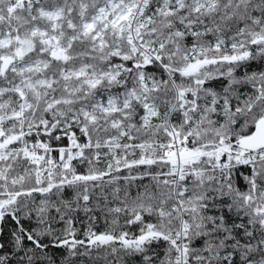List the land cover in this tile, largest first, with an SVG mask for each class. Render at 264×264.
Wrapping results in <instances>:
<instances>
[{
    "label": "snow or ice",
    "instance_id": "obj_1",
    "mask_svg": "<svg viewBox=\"0 0 264 264\" xmlns=\"http://www.w3.org/2000/svg\"><path fill=\"white\" fill-rule=\"evenodd\" d=\"M0 264H264V0H0Z\"/></svg>",
    "mask_w": 264,
    "mask_h": 264
},
{
    "label": "trees",
    "instance_id": "obj_2",
    "mask_svg": "<svg viewBox=\"0 0 264 264\" xmlns=\"http://www.w3.org/2000/svg\"><path fill=\"white\" fill-rule=\"evenodd\" d=\"M102 224H103V221H101V226H102ZM78 227H79V225H78Z\"/></svg>",
    "mask_w": 264,
    "mask_h": 264
}]
</instances>
